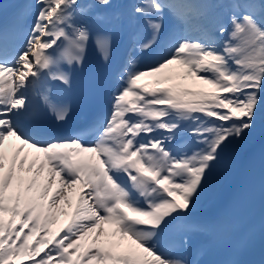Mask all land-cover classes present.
<instances>
[{
	"label": "snow or ice",
	"instance_id": "1",
	"mask_svg": "<svg viewBox=\"0 0 264 264\" xmlns=\"http://www.w3.org/2000/svg\"><path fill=\"white\" fill-rule=\"evenodd\" d=\"M93 47L110 108L65 129ZM252 137L264 0H26L0 22V264H206L194 237L224 244L242 224L215 264H248L235 250L264 243V176L214 220L194 210Z\"/></svg>",
	"mask_w": 264,
	"mask_h": 264
},
{
	"label": "bare ground",
	"instance_id": "2",
	"mask_svg": "<svg viewBox=\"0 0 264 264\" xmlns=\"http://www.w3.org/2000/svg\"><path fill=\"white\" fill-rule=\"evenodd\" d=\"M173 68H175V66H173ZM144 79H145V82H143V84H146L148 86H152V81H153L152 77H146ZM174 83H176L182 87L195 88V86L193 85L191 80H188V81L177 80V81H174ZM16 143H10L9 145H14ZM261 143L262 142L260 141V139L258 137H252L245 144L239 146L235 150V152L230 155L233 158V161H232V164L230 167V171L227 173L226 176H225V173H220L218 176V182L221 185V188L224 192L231 186L232 182L234 181V176L236 173V168L238 167L239 158L242 155H247V154L253 152V150L257 149ZM6 150L10 154L11 149L7 147ZM25 151H31V150L26 149ZM30 159H31V157H30ZM205 195H206L208 202L213 200V197L210 195V191L208 193H206Z\"/></svg>",
	"mask_w": 264,
	"mask_h": 264
}]
</instances>
